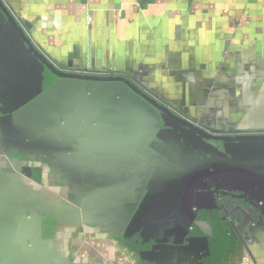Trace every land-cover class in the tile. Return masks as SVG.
<instances>
[{"label": "crops", "instance_id": "0c3cea01", "mask_svg": "<svg viewBox=\"0 0 264 264\" xmlns=\"http://www.w3.org/2000/svg\"><path fill=\"white\" fill-rule=\"evenodd\" d=\"M2 1L60 69L126 75L214 135L264 133V0ZM16 63L9 94L0 86L5 264H264V203L250 201L241 219L221 224L209 249H158L164 240L143 234L141 211L126 222L103 215L76 169L63 166L64 118L23 116L57 77L28 51ZM66 88L56 97L94 92L100 108L108 99L117 107L110 83ZM125 100L142 104L130 92ZM195 235L176 232L172 241L185 246Z\"/></svg>", "mask_w": 264, "mask_h": 264}, {"label": "water", "instance_id": "95a60500", "mask_svg": "<svg viewBox=\"0 0 264 264\" xmlns=\"http://www.w3.org/2000/svg\"><path fill=\"white\" fill-rule=\"evenodd\" d=\"M26 51L58 81L25 108L23 116L37 115L43 123L49 117L64 118L59 127L64 137L61 140L60 136L57 141L65 160L63 166L68 164L76 169L89 196L101 202L103 215L126 222L141 211L146 216L143 234L164 241H171L176 232L182 233L178 227L173 228L181 221L184 229L189 227L183 234L195 229L196 236L180 248L209 249L223 234L219 231L220 225L226 221L232 223L226 213L229 206L246 207L248 201L240 203L242 197L264 203V133L214 135L160 103L126 75L95 76L60 69L33 44L0 0V86L8 94L17 59ZM101 83L113 85L111 101L118 102L116 108L109 99L100 108L94 92L73 94L71 90L64 98L56 97L57 91L70 85ZM128 92L142 104L126 103ZM83 96L87 102L85 107H79ZM112 116L115 121L110 125ZM79 120L84 123L78 125ZM95 120L97 125L93 126ZM189 133L205 151L185 138ZM185 149L202 166L195 169L189 166L186 170ZM143 173L145 180L136 187L138 199L135 201L134 197L129 198L130 192L131 196L134 194L132 183L135 174ZM216 182L224 184L214 187ZM236 182L241 185L238 187ZM146 190L148 193L142 200ZM258 191H262L261 196L256 195ZM237 192L242 193L235 195ZM227 197L238 200L227 202ZM163 232L164 236H160ZM160 246L170 248L169 245L155 247ZM8 251L0 249L2 264L9 260Z\"/></svg>", "mask_w": 264, "mask_h": 264}, {"label": "flooded vegetation", "instance_id": "af4514ba", "mask_svg": "<svg viewBox=\"0 0 264 264\" xmlns=\"http://www.w3.org/2000/svg\"><path fill=\"white\" fill-rule=\"evenodd\" d=\"M175 112V111H174ZM175 113H177V112H175ZM178 114V113H177ZM179 115V114H178ZM187 120V119H186ZM190 122V121H189ZM192 123V122H191ZM193 125H195V126H197V127H199L198 126V124L197 123H192ZM199 128H203V127H199ZM203 130H205L204 128H203ZM217 135V134H216ZM225 135H227V134H225ZM235 135H237V134H235ZM185 138L189 141V142H192V143H195V144H197V145H199V142L197 141V139H195V137L194 136H192V134H186V136H185ZM178 146H179V143L177 144ZM203 146V145H202ZM199 147L201 148V150L202 151H205V149L204 148H202L201 147V145H199ZM180 148H182V145H181V147ZM184 153H185V157L187 156V158H186V161L184 162L185 163V168H186V170H187V168L189 167V166H192L194 169L195 168H197L198 167V165L199 166H202V164L201 163H199V161H197L196 159H194V158H192L191 156H189L188 155V149H185V151H184ZM174 155V154H173ZM218 160V159H217ZM190 164V165H189ZM237 183V182H236ZM222 184H224V183H222ZM221 183H219V182H216V183H214V187L215 186H218V187H220L221 185H222ZM235 185H238V187L241 185L240 183H237V184H235ZM262 192V191H261ZM261 192L260 191H258V192H256V195H259V194H261ZM147 193H148V191L146 190V192H145V194H144V196L142 197V200H144L145 199V196L147 195ZM238 193V194H237ZM237 193H235V195H239V194H241L242 192H237ZM259 196H261V195H259ZM226 199V201L227 202H233L234 200H238V199H235V198H232V197H227V198H225ZM243 201L245 202V201H248V203L247 204H249L250 203V201L251 200H247V199H245V198H241V200H240V203H243ZM228 210V209H227ZM243 210H244V208L242 209V208H240L239 206H233V208H232V210H230V211H227L226 213H228L229 214V220H231L232 222H233V217H235V218H239V219H241L240 218V215H241V213L243 212ZM193 230V229H192ZM196 236V235H195ZM195 236H190V237H188L187 238V240L185 241V245H188V239H192L193 237H195ZM194 242V241H193ZM161 245H169L170 247L171 246H174V247H176V248H178V249H181L180 247H182L181 245H176V243H174V241H164V242H162V243H160ZM194 244V243H193ZM192 247H196V246H192ZM197 248V247H196Z\"/></svg>", "mask_w": 264, "mask_h": 264}, {"label": "rangeland", "instance_id": "374dc122", "mask_svg": "<svg viewBox=\"0 0 264 264\" xmlns=\"http://www.w3.org/2000/svg\"><path fill=\"white\" fill-rule=\"evenodd\" d=\"M174 133H177V132H174ZM177 134H179V133H177ZM136 175V177H135V179H134V181H133V183H132V188H131V190L132 189H134V194H133V196H131V192H130V195H129V198H132V197H134V199H135V201H137V199H138V197L137 196H135L136 195V191H138V189H136V187H138L140 184L142 185L143 183L142 182H144V180H145V176H146V174L145 173H143V174H139V175H137V174H135ZM139 188V187H138ZM136 190V191H135ZM140 196H141V194H140ZM179 220H181V219H179ZM178 222V221H177ZM177 222L175 223V225L173 226V228H175V227H178V229H179V231H182V233H185V232H187L188 231V226L186 227V229H184V226H183V224L181 223V221H180V224L178 225L177 224ZM173 225V223H171L169 226H172ZM177 225V226H176ZM166 229V228H165ZM176 230V229H175ZM187 234H189V232L187 233ZM170 235H172L173 236V234H170ZM160 236H164V232L162 233V234H160ZM171 236V237H172ZM175 237V236H174ZM165 247V246H164ZM163 246H160L158 249H175L174 247H170V248H164ZM196 248V247H195ZM177 249V248H176ZM182 249V248H181Z\"/></svg>", "mask_w": 264, "mask_h": 264}]
</instances>
